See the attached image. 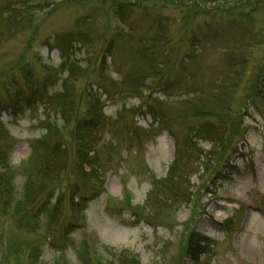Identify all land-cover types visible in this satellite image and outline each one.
<instances>
[{"label": "rangeland", "instance_id": "rangeland-1", "mask_svg": "<svg viewBox=\"0 0 264 264\" xmlns=\"http://www.w3.org/2000/svg\"><path fill=\"white\" fill-rule=\"evenodd\" d=\"M30 73L53 83L47 110L0 113L11 172L0 264H264V0H0V101ZM95 100L103 121L91 124L96 149L81 172L78 130ZM59 146L66 164L45 208L23 207ZM80 192L82 213L69 206ZM195 230L211 240L200 262L185 253Z\"/></svg>", "mask_w": 264, "mask_h": 264}, {"label": "trees", "instance_id": "trees-1", "mask_svg": "<svg viewBox=\"0 0 264 264\" xmlns=\"http://www.w3.org/2000/svg\"><path fill=\"white\" fill-rule=\"evenodd\" d=\"M10 7L8 6V10L10 11ZM118 11V10H117ZM126 11V8L122 7L121 8V14ZM69 35L62 37L61 40V50L63 54H65V49L70 46L68 44L69 42H73V37ZM78 37V36H77ZM156 50L151 51V48L145 47V49L140 53V57L143 59L148 66V72L153 73L155 76H159L161 74L159 68H158V59L157 55L155 54ZM142 68V65L140 66ZM147 72V73H148ZM136 80V79H135ZM134 80V81H135ZM9 83L11 84V87L8 89H12L9 92H6L4 98L0 101V113L4 112H10V114L14 115L17 117L21 111H27L33 110V108L43 102V107L45 110L46 108V95L45 92L51 87L53 81L52 79L49 78H43L41 81L37 82V80H34L33 74H29V76L25 75V86H20V88H17V84L14 82V79H10ZM138 83V82H137ZM133 84L134 88L139 87L140 85L138 84ZM167 84V83H166ZM52 99V98H50ZM55 101V98H53ZM3 103V104H2ZM99 102L96 100L92 103H90V107L87 111V116L90 117L89 120H85L84 123L80 124L81 128L78 130V133L80 134L79 136V141H78V150H77V162H75L77 165H79L78 168L81 169V172H84L86 165L92 161V158L90 157V153L95 152L96 146L94 145L93 147L91 139V134H89V131L92 132V125L91 124H100L103 121V116H102V108L98 106ZM65 110L67 112H72L73 110H68L67 108H62V113L64 114ZM152 110H155L157 112L158 109L156 107H153ZM156 112L150 111V114L156 117L154 114ZM65 118V117H64ZM66 119V118H65ZM91 125V126H89ZM42 128L45 130H49L50 132V126H47V123L43 122L42 123ZM82 127L84 130L82 131ZM168 129V128H167ZM171 134L172 137H174V134L171 130H168ZM204 135L207 134L210 136L213 134V130L211 129V124L209 126L204 127V130H199L198 135ZM193 138V137H192ZM194 141V140H193ZM189 141H186L188 143ZM50 152H45L43 159L41 160V163L39 164V169H38V174L39 175V180H40V185L34 188L33 182L31 179L28 180L25 191H24V203L23 207H31L34 208V210H39L40 208L44 209L47 203H43L41 205L40 200L43 198V196L46 194V192L51 191L53 192L55 188V182L50 180V177L53 178V176L56 174V172L64 167L66 164V155L63 149L59 147L55 148H50ZM10 152L8 148H5V150H2L0 147V167L3 166V170L6 172H3L0 174V189H3V192L6 194L9 187L8 184L11 180V172H8L6 170V165L8 164V161L10 159ZM5 167V168H4ZM79 169V170H80ZM168 178H174L172 176V172L170 173V177ZM7 181V186L3 187L1 186L2 181ZM217 179H222V178H217ZM216 179V180H217ZM220 181H223L220 180ZM173 187H169L168 190H172ZM86 191V189L84 190ZM78 193V191H77ZM183 193L181 192L180 188L178 189H173V196L175 198H180L183 197ZM76 194L72 195L71 198L69 199V206L71 207L72 211H81L79 213H82L83 210L85 209L86 204L88 203V199L85 197H79L82 196V193L77 196L79 199L76 201ZM168 196L166 194L162 195ZM60 202H61V197L58 198V200L55 203V206L53 208V211L50 215V219L47 223V227L49 229H52V226H54L57 218V214L60 210ZM40 209V211H41ZM29 213L31 211L29 210ZM37 214V213H36ZM51 236L53 235L50 234ZM208 239L201 237L195 230L192 234H190V237L188 238L187 241V246L185 248V253L186 256L195 259L196 262H200V259L203 254L206 253V249L204 246H206ZM210 242V241H209ZM208 245V244H207Z\"/></svg>", "mask_w": 264, "mask_h": 264}]
</instances>
